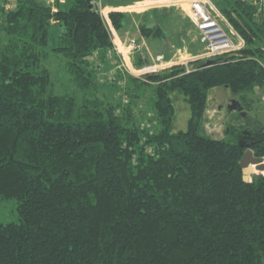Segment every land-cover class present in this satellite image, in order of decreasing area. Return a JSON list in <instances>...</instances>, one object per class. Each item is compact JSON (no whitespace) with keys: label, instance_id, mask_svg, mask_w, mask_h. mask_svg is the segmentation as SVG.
<instances>
[{"label":"trees","instance_id":"obj_1","mask_svg":"<svg viewBox=\"0 0 264 264\" xmlns=\"http://www.w3.org/2000/svg\"><path fill=\"white\" fill-rule=\"evenodd\" d=\"M212 1L241 48L136 76L114 51L101 0H3L0 200H16L18 221L0 222V264H264V173L244 181L240 164L245 138L264 158V124L203 131L212 88L238 96L236 121L264 93V24L256 0ZM107 17L118 32L127 25L124 10ZM153 18L139 31L162 39ZM51 53L80 99L55 92ZM177 95L190 110L179 130Z\"/></svg>","mask_w":264,"mask_h":264},{"label":"rangeland","instance_id":"obj_2","mask_svg":"<svg viewBox=\"0 0 264 264\" xmlns=\"http://www.w3.org/2000/svg\"><path fill=\"white\" fill-rule=\"evenodd\" d=\"M103 5L108 4L109 6H121L125 8L127 14L135 11H144L147 6L144 4H135L134 0H101ZM182 1V0H181ZM213 2V1H212ZM3 0H0V5H2ZM145 3H151L150 1ZM214 3V2H213ZM4 4V3H3ZM131 5L130 7H127ZM134 5V6H132ZM106 6V5H105ZM173 6V5H170ZM155 7V6H154ZM152 7V8H154ZM177 9H173L172 12H168L160 15L159 13L163 10L159 9L157 13L153 12V16L157 15V21L161 26L165 37L162 39L143 35L139 31V26L142 23L152 24L151 16L150 17H141V18H128V25H132V30L130 32L131 37L128 39H135L139 42V48L130 47L129 52L132 53L133 57H141V59L146 60L149 65L161 64L162 69L168 67L172 62H181L185 57L187 59L190 56H196L204 52V46L198 40V33L195 28V25L188 19V15L185 9L188 7L186 2H182V6H175ZM217 7V6H216ZM108 8V7H107ZM106 11V8H104ZM150 9V7H149ZM219 10V9H218ZM149 12V13H148ZM147 13L150 14V10ZM161 13H164L161 12ZM133 14V13H131ZM156 14V15H155ZM134 22L136 23L134 25ZM138 22V23H137ZM123 30V29H122ZM121 30V31H122ZM114 31H116L114 29ZM121 31H117L121 33ZM125 34V33H124ZM126 35V34H125ZM5 39L6 36L2 35ZM133 41V40H131ZM118 42V41H117ZM120 46V45H119ZM195 46L197 49L195 53L190 52V47ZM124 46L121 45V49ZM136 51V52H135ZM138 51V52H137ZM123 52V50H116V55ZM135 52V53H134ZM188 54V56H187ZM190 54V55H189ZM130 55V54H129ZM135 55V56H134ZM158 56H161L163 60L161 62L158 59ZM185 56V57H184ZM184 57V58H182ZM65 58L62 54H53L51 53L43 62V64L50 70L52 81L54 83V90L56 93H73L79 99L81 98V92L76 88V85L70 80L69 74L65 69ZM130 65L135 66L133 60L129 61ZM167 63V64H166ZM145 66V65H144ZM100 79V77H99ZM127 84V82H126ZM99 93L109 94V88L97 87ZM151 93L149 87L145 88L143 91V96L140 100L142 104V110H145V105L148 102V97ZM252 101L251 107L249 109L245 108L240 112L241 118L236 121L233 118L235 115L237 106L238 96L233 95L229 89L225 87H215L209 91V99L205 118L203 121V131L214 137L221 138L224 136V129L230 123L235 124H248L253 126V124H264V93L260 90H256L254 94H250ZM234 101V106H231V109L228 108V104L232 105ZM175 105V120H174V129H185L187 125V120L190 116V110L188 104L184 101L181 96H175L174 99ZM245 106L244 104H242ZM248 119V120H247ZM236 121V122H235ZM252 172L250 178L256 174L255 168L250 166ZM263 174L264 172H259ZM18 221V212H17V203L15 199H6L0 200V222H12Z\"/></svg>","mask_w":264,"mask_h":264},{"label":"built area","instance_id":"obj_3","mask_svg":"<svg viewBox=\"0 0 264 264\" xmlns=\"http://www.w3.org/2000/svg\"><path fill=\"white\" fill-rule=\"evenodd\" d=\"M44 1L48 4H51L53 8L56 7V4H64L66 2V0ZM148 1H150L151 3H145ZM12 2L13 0H9L7 7H9ZM182 2H186L188 4V7L185 9V11L188 15L189 20L196 27L199 42L204 46V52L196 56H190L187 59L181 60V62L186 63L188 60L196 58L208 59L216 55L238 50L244 45V42L241 37L234 31V29L222 15V13L218 10L212 0H142L137 1L135 4H144V6H147L146 8H149L153 6H182ZM254 4L257 7V18L262 20L264 24V0H256ZM99 8L109 27V30L112 33V39L115 49L114 51L116 53V50H118V45L116 42V32L114 31V28L112 27L107 17V12L104 11L105 7L100 6ZM126 46L128 48H135V43L133 41H130L129 43H127ZM117 55H119L122 65H124V67L129 72L136 76H142L146 72H155L161 69L162 67V63H154L153 65L144 66L141 68H130L125 64V61L121 56L122 52L121 55ZM158 59L161 62V57H158ZM186 71H188V68L186 69Z\"/></svg>","mask_w":264,"mask_h":264},{"label":"crops","instance_id":"obj_4","mask_svg":"<svg viewBox=\"0 0 264 264\" xmlns=\"http://www.w3.org/2000/svg\"><path fill=\"white\" fill-rule=\"evenodd\" d=\"M106 6H105V8H106V12L108 13V11H110V10H114V9H117V10H126L125 8H123V7H121V6H109L108 4H105ZM131 5H129V6H127V7H130ZM108 7V8H107ZM154 7V6H153ZM156 8H161V10H163L164 11V13H161V12H163V11H161L160 13H161V15L162 14H165V13H168V12H172V10L173 9H177V7H175V6H155ZM147 8H145V9H143L144 11H135V12H131V13H133V14H127V17L128 18H133V19H136V18H141V17H150L151 18V22H153V20H154V18L152 17L153 16V11L154 10H150V14H148L149 12V10H146ZM148 12V13H147ZM128 18H127V25H125V28L121 31V33H118L117 31H115L116 32V35H117V37H116V42H117V45H118V49L121 51V50H123V52H122V57H123V59H124V61H125V64L127 65V66H129L130 68L131 67H133L132 65H130V63H129V61L130 60H132V52L130 51L129 52V49H128V47L126 46L127 45V43H129L130 41H131V39H128V38H130L131 37V35H130V32H131V30H132V25L130 24V25H128ZM189 19V18H188ZM138 23V22H137ZM136 23L134 22V25H135ZM139 26V25H138ZM126 35H125V34ZM120 45V46H119ZM121 45H123L124 47L121 49L120 47H121ZM136 52V51H135ZM134 52V53H135ZM138 52V51H137ZM130 54V55H129ZM190 55V54H189ZM187 56H188V54H187ZM158 57H161V56H158ZM185 57V56H184ZM184 57H182V58H184ZM162 58V57H161ZM186 58V57H185ZM184 58V59H185ZM183 59V60H184ZM133 68H135V67H133Z\"/></svg>","mask_w":264,"mask_h":264},{"label":"water","instance_id":"obj_5","mask_svg":"<svg viewBox=\"0 0 264 264\" xmlns=\"http://www.w3.org/2000/svg\"><path fill=\"white\" fill-rule=\"evenodd\" d=\"M214 60L213 59H207L205 61V64H211ZM234 101H232L233 106ZM231 109V107H230ZM241 166L243 167V179L244 181H248L250 175L253 173L250 166H255L260 172H264V158L263 157H256L253 156L250 149H246L243 152V156L240 161Z\"/></svg>","mask_w":264,"mask_h":264},{"label":"flooded vegetation","instance_id":"obj_6","mask_svg":"<svg viewBox=\"0 0 264 264\" xmlns=\"http://www.w3.org/2000/svg\"><path fill=\"white\" fill-rule=\"evenodd\" d=\"M231 105L228 104V108L230 109ZM246 137H248L249 135H245ZM255 145V142L253 141V138H245L244 143H243V147H245L244 149H250L253 156L259 157L257 152L253 150V146Z\"/></svg>","mask_w":264,"mask_h":264},{"label":"bare ground","instance_id":"obj_7","mask_svg":"<svg viewBox=\"0 0 264 264\" xmlns=\"http://www.w3.org/2000/svg\"><path fill=\"white\" fill-rule=\"evenodd\" d=\"M254 168H255V170H258L255 166H253ZM258 171H260V170H258Z\"/></svg>","mask_w":264,"mask_h":264}]
</instances>
